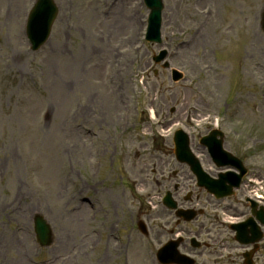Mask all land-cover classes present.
Segmentation results:
<instances>
[{"label": "rangeland", "instance_id": "1", "mask_svg": "<svg viewBox=\"0 0 264 264\" xmlns=\"http://www.w3.org/2000/svg\"><path fill=\"white\" fill-rule=\"evenodd\" d=\"M163 1L161 46L141 43L148 14L141 0H132L129 25L121 29L114 28L120 0L106 14L109 0H55L50 39L33 52L24 34L33 0H0V264H20V256L24 264H155L157 245L174 226L160 198L175 183L179 203L204 209L175 231L211 243L199 251L186 244L181 251L196 252L197 264H241L234 254L218 259L237 245L228 227L213 226L211 211L229 220L238 215L246 209L239 201L243 190L214 201L195 187L187 166L174 158L172 135L178 127L187 131L207 167L211 161L197 138L212 125L207 115L220 116L224 147L251 172L243 188L264 194V0ZM209 7L217 17L186 45ZM162 47L183 80L173 82L167 69L153 65L151 56ZM193 111L200 121L189 119ZM96 145L103 157L98 176L91 170ZM188 191L191 203L183 200ZM114 201L109 227L91 249L96 227L89 211L97 207L101 221ZM79 211L83 224L71 218ZM36 213L53 235L52 244L39 249ZM138 219L148 236L137 229Z\"/></svg>", "mask_w": 264, "mask_h": 264}, {"label": "water", "instance_id": "2", "mask_svg": "<svg viewBox=\"0 0 264 264\" xmlns=\"http://www.w3.org/2000/svg\"><path fill=\"white\" fill-rule=\"evenodd\" d=\"M159 10L152 11L156 13ZM57 7L53 0H38L33 12L30 15L29 37L36 49L41 42L47 37L51 23L56 16ZM186 149V147H184ZM38 238L42 244H47L50 235L49 226L41 216L35 218Z\"/></svg>", "mask_w": 264, "mask_h": 264}, {"label": "bare ground", "instance_id": "3", "mask_svg": "<svg viewBox=\"0 0 264 264\" xmlns=\"http://www.w3.org/2000/svg\"><path fill=\"white\" fill-rule=\"evenodd\" d=\"M200 4V3H199ZM118 5H116V7H117ZM132 6H133V2H132V0H127V1H125V0H123L122 1V4H121V6H120V8L118 9V11H116L115 13V16H116V19H115V22H114V28H119V29H121V28H126V27H128V25H129V20H127V18H128V16H129V12L132 10ZM131 17H133V16H131ZM217 16L215 15V13L212 15V17H211V19H210V21H209V23H208V25L201 31V33L198 35V37H200V35L202 34V32L205 30V29H207V27L210 25V23H211V21L214 19V18H216ZM197 37V38H198ZM194 43V42H193ZM81 206V205H80ZM80 206H78V207H80ZM84 208V206L82 205L81 206V208L80 209H83ZM72 220H74L75 222H77V223H80V224H83L82 222L83 221H85V213L83 212V211H79V212H75L73 215H72ZM71 218H68V219H70L71 220ZM77 227L78 226H76V230H77ZM17 243L19 244L20 242L19 241H17ZM21 250H22V248H21ZM21 250H20V252H19V254H22L21 253ZM65 260L66 259H64V262H65ZM18 262L20 263V264H24L25 263V261L23 260V258H22V256H20V258H19V260H18ZM54 263V261H52V262H49L48 264H53Z\"/></svg>", "mask_w": 264, "mask_h": 264}, {"label": "flooded vegetation", "instance_id": "4", "mask_svg": "<svg viewBox=\"0 0 264 264\" xmlns=\"http://www.w3.org/2000/svg\"><path fill=\"white\" fill-rule=\"evenodd\" d=\"M257 258V257H256Z\"/></svg>", "mask_w": 264, "mask_h": 264}]
</instances>
